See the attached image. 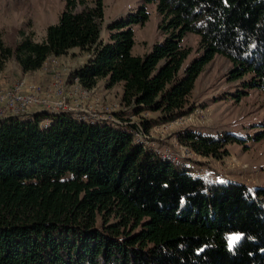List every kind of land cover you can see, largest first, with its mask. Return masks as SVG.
Instances as JSON below:
<instances>
[{
  "label": "trees",
  "instance_id": "obj_1",
  "mask_svg": "<svg viewBox=\"0 0 264 264\" xmlns=\"http://www.w3.org/2000/svg\"><path fill=\"white\" fill-rule=\"evenodd\" d=\"M148 4L167 37L134 56L131 26L146 23ZM102 22V0H65L42 42L11 48L0 33V73L10 60L35 72L78 48L88 54L71 76L81 87L121 84L124 109L157 115L115 127L66 112L1 122L0 264H264V189L207 182L134 141L188 114L216 55L230 61V82L247 77L244 90L264 93V0H144L106 26V42ZM188 33L199 37L198 56L179 75ZM178 140L217 159L234 139L188 130Z\"/></svg>",
  "mask_w": 264,
  "mask_h": 264
},
{
  "label": "rangeland",
  "instance_id": "obj_2",
  "mask_svg": "<svg viewBox=\"0 0 264 264\" xmlns=\"http://www.w3.org/2000/svg\"><path fill=\"white\" fill-rule=\"evenodd\" d=\"M86 1L91 4V0ZM143 3L144 0H102L101 38L106 42V26L133 13ZM64 5L65 0H0V33L3 42L11 48H15L23 38L42 42L46 28L58 22ZM146 11V23L143 26H131L135 42L132 49L134 56L148 54L154 44L162 43L167 37L160 30L162 19L156 12V6L148 4ZM182 43L190 52L179 75L198 56L199 37L188 33ZM87 57V53L74 48L67 55L48 58L40 70L28 73H23L10 60L0 73V93L23 80L44 90L52 89L58 81L64 95L72 96L68 104L75 111L81 108L107 111L105 117L110 124L122 122V119L138 124L142 119L157 116H134L130 110L124 109L121 105L120 84L107 88L105 79L98 81L88 97L81 96L80 91H77L76 96L71 95L75 89L73 87L77 85L71 77L72 73L87 61ZM231 69L228 59L216 55L195 81L187 101L188 114L169 124L150 129L147 140L150 147L173 154H187L181 161L192 175L211 183H239L253 193L264 189V93L258 89L244 90L241 83L247 77L230 82L228 76ZM2 110H5L4 105H0ZM112 111L113 115L110 114ZM188 130L214 138L228 135L234 140L225 145L223 150L226 154L223 153L219 158L202 157L186 152L188 148L179 142V136Z\"/></svg>",
  "mask_w": 264,
  "mask_h": 264
},
{
  "label": "built area",
  "instance_id": "obj_3",
  "mask_svg": "<svg viewBox=\"0 0 264 264\" xmlns=\"http://www.w3.org/2000/svg\"><path fill=\"white\" fill-rule=\"evenodd\" d=\"M75 82L77 81L75 80ZM76 84L77 85L73 87V89H75L71 95L76 96L77 91H80L81 96L88 97L91 92L90 90L93 89H85L81 87L78 82ZM53 85L52 89L44 90L36 85L28 84L23 80L2 91L0 93V105H4L5 110L0 111V123L12 118L31 119L32 116L37 113L59 114L66 112L73 114L78 120L90 124H107L113 127L125 124L121 122L110 124L106 121L107 119L105 117L108 112L95 111L93 107V109L81 108L79 111H75L74 107L68 104V99L72 96L64 95L63 89L60 87V84H58V81ZM32 107L35 109L34 111H32ZM110 114L113 115V111ZM48 124L49 121L45 120L42 126L47 127ZM134 137L135 143L145 145L148 150H152L160 157L169 160L174 166L183 167L181 160H183V157L188 156L187 154H173L169 151L159 150L156 147H150L147 134L142 130L135 133ZM188 149H186V152L194 153Z\"/></svg>",
  "mask_w": 264,
  "mask_h": 264
},
{
  "label": "crops",
  "instance_id": "obj_4",
  "mask_svg": "<svg viewBox=\"0 0 264 264\" xmlns=\"http://www.w3.org/2000/svg\"><path fill=\"white\" fill-rule=\"evenodd\" d=\"M87 59H88V57H87ZM97 85H98V82H97ZM96 85V86H97ZM120 86H121V93H120V96H122V85L120 84ZM214 183V182H213Z\"/></svg>",
  "mask_w": 264,
  "mask_h": 264
},
{
  "label": "snow or ice",
  "instance_id": "obj_5",
  "mask_svg": "<svg viewBox=\"0 0 264 264\" xmlns=\"http://www.w3.org/2000/svg\"><path fill=\"white\" fill-rule=\"evenodd\" d=\"M232 239H233V241H235V240H238L239 237L238 236L237 237H232Z\"/></svg>",
  "mask_w": 264,
  "mask_h": 264
}]
</instances>
